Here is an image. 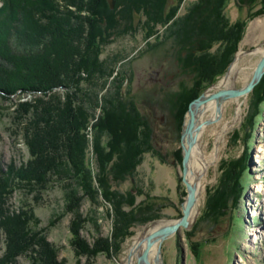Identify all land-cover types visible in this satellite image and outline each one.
Instances as JSON below:
<instances>
[{
  "label": "rangeland",
  "instance_id": "obj_1",
  "mask_svg": "<svg viewBox=\"0 0 264 264\" xmlns=\"http://www.w3.org/2000/svg\"><path fill=\"white\" fill-rule=\"evenodd\" d=\"M199 1L166 0L163 6L165 11L176 9L177 20L185 17ZM106 2L111 11L121 5V0H115L112 8L109 1ZM258 2L250 9L240 10L237 0H229L224 7L227 21L231 24L243 21L245 29L226 72L217 77L200 94V98L207 91L215 92L212 88L227 76L239 55L240 67L247 74L238 75L234 88H243L252 81L255 69L264 57V54L255 53L264 49V12L257 15L264 6L261 0ZM2 5L0 0V8ZM68 9L75 11V7L69 5ZM132 14L130 23L133 30L116 35L123 30L117 26L116 29H120L113 33L108 43L102 44V39H97L96 51L103 76L97 73L89 76L85 71L78 77L80 82L77 86L64 84L46 95L22 90L12 94L0 92V178L8 186L4 192L0 190V224L9 215L22 216L26 235L29 234L33 240L23 252L15 254L10 264H124L127 259L142 264L139 256L129 251L133 242L144 241L154 224L179 221L183 217L189 190L184 182L182 136L190 107L199 97L190 103L179 131L174 99L192 87L193 77L176 60V42L173 38H166L170 23L154 26L144 14L138 16L135 11ZM117 17L121 20L119 13ZM126 21L129 22V17ZM10 43L13 49L22 50L17 46L16 36L10 38ZM217 49L218 46L214 45L210 53ZM118 91L124 99L133 101L141 115L147 118L155 151L142 155V162L130 176L132 178L117 181L108 178L112 192L129 197L130 193L136 194V189L139 195L136 196L135 207L152 208L155 211L151 215L157 214L156 219L152 220L153 216L148 221L145 219L150 212L143 210L124 237L118 234L116 211L104 198L97 180L101 171L94 141L101 138L105 145L106 138L96 136L92 128L103 114L101 106L105 101H113ZM68 93H73L76 98L74 109L77 112L80 111L79 106L85 115L88 112L89 129L80 136H85L87 141L85 165L97 189L96 201L83 196L80 185L69 176L45 175L46 185L31 182L34 188L26 187L23 179H8L11 167L23 174L33 161L26 131L28 120L35 111L33 106H39L37 101H48L54 95L63 100ZM240 101L243 102L240 116L237 102L231 99L226 104L224 100L222 107L218 106L213 113L204 115L203 120L207 121L218 112V117L205 126L200 139L209 162L200 176L197 212L187 228L181 227L157 242L161 264H264V74L251 92L240 97ZM22 104L25 106L23 109ZM25 104L32 106L29 108ZM24 110L30 115H23ZM179 152L181 162L175 157ZM72 189L77 190L81 198L78 213L86 220L74 228L75 213L68 209V196ZM133 211L135 213L129 207L124 209L128 217ZM77 228L79 242L83 240L82 244L92 253H79L73 243ZM41 239L50 246L51 258H43L39 252L38 255L36 244ZM10 250L7 236L0 226V260L6 259Z\"/></svg>",
  "mask_w": 264,
  "mask_h": 264
},
{
  "label": "trees",
  "instance_id": "obj_2",
  "mask_svg": "<svg viewBox=\"0 0 264 264\" xmlns=\"http://www.w3.org/2000/svg\"><path fill=\"white\" fill-rule=\"evenodd\" d=\"M165 1L121 0V5L111 11L106 0H2L0 92L12 94L22 90L42 92L46 95L64 84L77 86L80 82L78 77L85 71L89 76L96 73L103 76L99 68V54L96 51L98 40L102 39V44L106 41L108 43L113 33L122 27L123 30L116 35L127 33L128 29H132L130 22L132 12L135 11L138 16L144 14L154 26L170 23L168 26L171 28L166 38H173L174 43L176 42V60L182 69L193 77L192 87L183 90L173 103L177 108L176 119L181 131L180 126L190 103L212 85L217 77L223 75L232 62L238 51L245 23L236 21L231 24L227 21L224 7L229 0H200L185 17L177 20L176 9L165 11ZM258 1L237 0V7L240 10L245 7L250 9L257 5ZM261 1L264 6V0ZM68 5L75 7V11H70ZM34 12L38 13V16L34 15ZM263 12L262 8L257 15ZM118 13L121 20H118ZM127 13V16L124 15ZM128 17L129 22L126 21ZM117 26L120 28L116 29ZM12 36H16L17 46L22 49L20 52L13 49L9 43ZM214 45H217L218 49L211 54ZM64 96L63 100L57 95L50 96L48 101L39 100V106H33L35 111L31 119L28 117L26 128L33 161L23 174L11 167L7 174L8 179H23L26 187L34 188L31 182L36 185L42 182L46 185L45 175H65L77 181L83 196L96 201L97 189L85 165L84 149L87 141L85 136H80V133L89 129L88 112L85 115L80 106L79 112L74 109L76 98L73 93ZM25 105L29 108L32 106ZM21 106L22 109L25 108L24 104ZM101 109L103 114L92 126L96 136L106 138L105 145L101 138L94 141L95 152L100 158L98 165L101 172L97 180L104 198L116 211L118 234L124 237L143 210L150 212V216L145 219L148 221L153 216L152 220L156 219L157 214L153 215L155 210L152 208L147 210L135 207L136 196L139 195L136 189V194L133 196L130 193V198L112 192L108 178L117 181L133 176L142 162V155L149 151L155 153L152 148L151 126L135 103L124 99L120 91L114 94L113 101H105ZM23 115L29 116L30 113L24 110ZM175 157L181 162L180 152L176 153ZM7 188V183L0 178V190L4 192ZM76 192L77 190L72 189L68 196V209L75 213L73 228L86 221L78 213L81 198ZM123 201L127 202L123 205ZM128 207L135 210L130 217L124 212ZM23 220L24 217L13 214L1 221L0 226L11 249L9 253L11 255L16 252L13 256L7 255L6 259L0 260V264L12 263L15 254L23 252L28 243L33 241L29 234L26 235V224ZM74 235L76 239L73 243L79 253H92V250L82 244L83 240L79 242L78 228ZM36 245L37 253H41L43 258H51L52 251L45 239H41Z\"/></svg>",
  "mask_w": 264,
  "mask_h": 264
},
{
  "label": "bare ground",
  "instance_id": "obj_3",
  "mask_svg": "<svg viewBox=\"0 0 264 264\" xmlns=\"http://www.w3.org/2000/svg\"><path fill=\"white\" fill-rule=\"evenodd\" d=\"M255 53H260V54L263 55L264 54V49H259ZM240 58H241L240 55L237 56V59L234 61L233 65L231 66V69H230L229 73L227 74V76L225 78H223V80H221L219 82V84H217L216 87L212 88L213 90H215V92L207 91L201 98H199V100L193 106V114L189 113L188 117H187V119H188L187 122H188L189 119L191 118V114L193 115V117H194V126H193L192 132L190 134H188L187 132L183 133V136H182L183 137L182 138L183 142H182V144H183V146L185 148H189V146H190V148H189L190 154H189V157H188V161H187L188 165H187V168H186V179H187V182L193 188L194 193H195V201H194V203H193V205L191 207V210H190V213H189V216H188V223L196 215V212H197V201H198V197L200 195V190H201L200 176H201L203 170H205V167H206L207 163L209 162L207 160V158L205 157V155L203 153V150L201 148V145H200V139H201V136H202V133H203V129L206 126V125H203V124L205 122H207V121H213L215 118H217L218 117V112L215 113V114H212L211 117L207 121L203 120L204 119V115L207 112H209V113L212 112L213 113L214 111H216L218 106H221L223 104L224 100H225V104H226V102L228 103V101L230 99L235 101V102H237L238 116L241 115L242 103H243V102L240 101V97L241 96L230 97L229 99H227L228 101H226V99L223 100V99H215V98L212 99L211 98L212 94H215V93L220 92V91L241 90V89H245L248 86V85H246L245 87L240 88V89L234 88L235 81H236L238 75H240V74L246 75L247 74L246 72L242 71L243 69L240 67ZM255 71H256V69H255ZM87 77H88V75H87ZM253 77H254V75H253ZM66 93H67V90H66ZM243 97H245V96H243ZM220 109L221 108H218V110H220ZM94 120H95V118H94ZM201 125H202V128L200 130H197L199 128V126H201ZM185 130H186V127H185L184 131ZM252 133H253V131H252ZM260 172H262V170H260ZM185 206H186V204H185ZM178 222L179 221H161V222H158L157 224H154L149 229L148 236L150 234H153L154 232H156L157 230H159L160 228H162L164 226L175 224V223H178ZM170 235H172V234H170ZM165 238H157V239L153 240V243L151 245V249L149 251L147 260L144 261V262L141 261L142 264H154V262L156 264H161V259L159 257V254L157 253V251H158V249H157L158 248V243L157 242H160V241H162ZM147 246H148V241H147V237H146L144 241H139V240L134 241L133 244L131 245L129 251L132 254H134L136 256H139V258H140V256L146 250ZM124 264H135V261L133 259L132 260L127 259V261Z\"/></svg>",
  "mask_w": 264,
  "mask_h": 264
},
{
  "label": "water",
  "instance_id": "obj_4",
  "mask_svg": "<svg viewBox=\"0 0 264 264\" xmlns=\"http://www.w3.org/2000/svg\"><path fill=\"white\" fill-rule=\"evenodd\" d=\"M109 4L111 6V8L114 5V1L115 0H108ZM264 74V57L261 60V62L259 63L255 73H254V77L252 79V81L250 82V84L245 88V89H241V90H225V91H220L217 92L215 94H212L211 98H215V99H228L230 97H237V96H242L245 95L249 92H251L253 90V88L259 83L260 79L262 78ZM202 97V96H201ZM200 98V97H199ZM199 98L194 101L190 107L189 113L193 114V106L195 105V103L199 100ZM191 114V118L189 119V121L187 122L186 125V130L184 131L185 133L187 132L188 134H190L192 132L193 126H194V117ZM213 121H207L205 122L203 125H208L210 123H212ZM202 128V125L199 126V128L197 130H200ZM190 148V146H189ZM189 148H185L183 146V166H184V172H185V177H184V182L187 185V188L189 190L188 193V198H187V202H186V206L184 207V214L183 217L179 220L178 223L175 224H171V225H167L164 226L162 228H160L159 230H157L156 232H154L153 234H150L149 236H147V241H148V246L146 248V250L143 252V254L140 256V261L144 262L147 260L149 251L151 249V245L153 243V240L157 239V238H165L167 235L173 234L177 231H179V229L181 227H185L187 228L189 223H188V216L191 210V207L195 201V193L193 188L191 187V185L187 182L186 179V168H187V161H188V157L190 154V150Z\"/></svg>",
  "mask_w": 264,
  "mask_h": 264
}]
</instances>
